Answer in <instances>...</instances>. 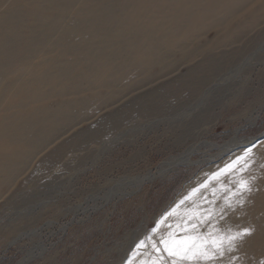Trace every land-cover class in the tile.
Wrapping results in <instances>:
<instances>
[{"label": "rangeland", "instance_id": "374dc122", "mask_svg": "<svg viewBox=\"0 0 264 264\" xmlns=\"http://www.w3.org/2000/svg\"><path fill=\"white\" fill-rule=\"evenodd\" d=\"M6 1L0 14L11 19ZM17 1L13 31L0 30V74L47 52L59 66L25 74L31 89L0 112L53 127L34 132L37 149L0 185V264H138L134 242L161 219L150 252L169 231L163 217L173 221L206 174L253 144L264 156V0ZM65 41L71 52L58 56ZM86 57L112 62L105 84L79 79ZM55 69L54 86L35 83ZM75 98L87 103L60 117ZM259 202L253 227L264 237ZM255 238L247 253L259 258L264 239Z\"/></svg>", "mask_w": 264, "mask_h": 264}, {"label": "snow or ice", "instance_id": "6c2138e0", "mask_svg": "<svg viewBox=\"0 0 264 264\" xmlns=\"http://www.w3.org/2000/svg\"><path fill=\"white\" fill-rule=\"evenodd\" d=\"M255 148V144L243 148L242 154L206 174L179 201L183 205L191 200L193 206L175 224L167 223L166 215L163 217L168 235L153 240L148 252L146 240L159 232L162 223L161 219L154 221L145 239L133 244L139 264H264V256L249 257L243 251L255 229L229 223L233 214L260 190L258 182L264 179V159H256ZM256 169L259 176L254 174ZM196 196L198 202L193 199Z\"/></svg>", "mask_w": 264, "mask_h": 264}, {"label": "bare ground", "instance_id": "6f19581e", "mask_svg": "<svg viewBox=\"0 0 264 264\" xmlns=\"http://www.w3.org/2000/svg\"><path fill=\"white\" fill-rule=\"evenodd\" d=\"M2 1L3 0H0V2H2ZM17 2H18L17 0H11V1L7 0L6 1V4L8 6V13H12L13 14V16H12L13 18L21 16V12H20V10L17 7V5L19 3L17 4ZM22 9H23V7H22ZM13 18H11V19L10 18L9 19L8 18H4V14H0V30L3 31L2 34L5 35V33L13 31L12 24L15 22V20ZM92 18H93V16H92ZM10 21H13V22H10ZM67 36H70V35H67ZM68 39L69 38H67V40ZM0 42L3 43V39H1ZM69 44H70L69 41H65V43H63V45L61 46L62 52H59L57 55L60 56L61 54H67L65 52L71 50V48H72ZM147 45H148V50H151V49L154 50L155 47H156V42H153V41L150 40V41L147 42ZM69 52H71V51H69ZM48 53L49 52L44 53L42 56L35 57L34 59H37V63L31 64L28 69H26V68H27V64H29V62L20 63L19 64L20 66H21V64L25 65V66H21V67L19 66L20 68H18L17 67L18 65H17L12 71H10V72H8L6 74H0V112H2V110L5 111L6 109H9L10 107H12L19 100V99L18 100H15V99H17L20 96H22L21 95L22 93H24L27 90L31 89V88L29 89V85H31L30 84L31 82L28 79L30 77L27 78V76H28L27 73L28 72H29V75L30 74L33 75V74H35L34 72L36 70H42V69H45V68L46 69L47 68H57L58 63L56 61V58L54 56H48ZM98 54L101 55V56L104 55V53L102 51H100ZM136 56L138 58L142 57V55L139 54V53H136ZM102 58H104V57H102ZM87 59H88L87 64L90 65V66H88L87 68L83 69V72H84V73L82 72L83 76L80 77L79 79H87V80H89V81H87L89 87L94 86V85L96 86V84H98V83L102 84V85L105 84L107 79H104V78H108V72H110L112 67H113L112 62H110L109 60L104 62L103 61L104 59L101 60V59H97V58H96V60H93L92 58H89V57ZM126 61L127 60H125V62ZM129 63L132 64V65L137 64V58H136V60H133V63H132V61L129 62ZM31 66H32V68H31ZM61 69H63V68H61ZM63 71H65V70H63ZM58 72H59V69H55V73L54 74L47 75V76L46 75L42 76L41 79L40 78L39 79H35L34 81H36L35 83H39L40 82L41 84H46L47 86L50 87V85H53L59 79V77L61 76V75L58 74ZM98 74L103 75V77H101ZM77 83H78V80L73 78V84L75 85ZM55 85H57V84H55ZM17 86H18V88H17ZM52 89H50V90H52ZM76 89H78V88H76ZM52 92H50V93H52ZM36 95L38 96V94H36ZM62 95H64V94H62ZM83 102L87 103L86 98L85 99L75 98L71 102H68V104H67V106L65 108L60 106V107H62L65 110L64 113L60 114V117H64V115L66 113H67V115L71 116L73 114V112H74V109L82 107ZM30 111H31V109H30ZM30 111H29V113H30ZM58 112H59V110H58ZM14 113H16V112H14ZM14 115H12L11 117L13 118ZM18 117L20 118V116H18ZM30 118H32V117H30ZM18 119H17V121L19 123L17 121L10 122V119L7 116V114L6 115H3V114L0 115V185H1V183H6L8 181V179L10 178L12 173H14V169H15L16 165L22 163L25 159H29L30 155L33 153V151H35V149H37V145L38 144H37L36 140L34 139L35 133H37V132H39V133L40 132H45L46 129H47V132H45L44 134L42 133L43 134V135H41V137H42L45 134H48L49 132H51V130H53L52 126H50V128H49V126H46V124L43 123V121H42L43 119L41 120L42 122H38L37 121L35 124H31L34 121L29 122V123L28 122L27 123H23V121L20 122ZM61 120H57V121L52 120V123L54 125H56L57 123H59L58 121H61ZM59 126L60 125H58L57 127H59ZM17 133L20 134L21 137L19 135H16ZM234 142H232V143H234ZM189 157H190V154L187 153V154H183L181 156L172 157V158L168 159L167 161H165L163 163L161 170L156 172V174L153 176V178L160 177L161 175H165L169 171L176 170L177 166L182 161L189 160ZM263 158H264V156L259 157L258 161L262 160ZM253 171H254L255 175H258V176L260 175L258 169L253 170ZM136 179H137L136 181L142 183L145 180H147L148 177L146 178L145 176H142V177L139 176ZM132 181H135V179L131 180V182ZM126 184H128V182L125 181L124 185H126ZM258 187H259L260 190L258 192H254L253 194L259 195L262 192L264 193V179L259 180ZM127 194L128 193L126 191L123 192V190H122V192H120L118 195L120 197H124ZM193 199L197 200V202H198L199 197L197 196V197H194ZM256 202H259L258 198H255V200H253V198H251V200L248 201L244 205V207L242 209L238 210L237 213L233 214V216L231 217L229 223L233 227H235L237 225H241V226H245V227H247V226H252L253 227L254 224H255L257 226V228H258L260 226L261 217L258 216V215L256 216L255 214H253L254 208L257 207ZM259 205L260 206L264 205V199L259 202ZM192 206H193V202L191 200L188 201L186 203V205L183 206L182 209H180L179 211H177L175 213V215L173 217L175 219H173V221H168V222L172 223V224H175L177 222V218L178 217H182L184 215V213H185V210L191 208ZM258 209H259V207H258ZM245 212H248V213L246 215H243V214H245ZM253 228L255 229L254 235H252L250 238H248L246 240V242L244 243V245H243V251L245 253H247L248 250H252V249H254L255 246H257V245H255L257 243V242H255L256 234H257L258 237L264 239L262 234L260 232H256L257 229L255 227H253ZM167 235H168V232L163 237L166 238ZM261 249H264V247H262ZM248 256H249V254H248ZM249 257H251V256H249ZM138 264H139V262H138Z\"/></svg>", "mask_w": 264, "mask_h": 264}, {"label": "water", "instance_id": "95a60500", "mask_svg": "<svg viewBox=\"0 0 264 264\" xmlns=\"http://www.w3.org/2000/svg\"><path fill=\"white\" fill-rule=\"evenodd\" d=\"M263 137H264V134H263V136H261V138H263ZM261 138H260V139H261Z\"/></svg>", "mask_w": 264, "mask_h": 264}]
</instances>
